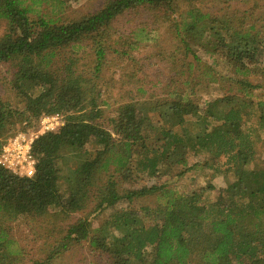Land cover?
Instances as JSON below:
<instances>
[{"label":"trees","instance_id":"trees-1","mask_svg":"<svg viewBox=\"0 0 264 264\" xmlns=\"http://www.w3.org/2000/svg\"><path fill=\"white\" fill-rule=\"evenodd\" d=\"M243 1L104 0L72 18L62 10L69 0H0V65L12 70L22 105L0 98V149L16 124L25 129L42 116H64L60 127L33 139L32 176L0 166V264H17L5 223L49 210L60 223L81 215L56 226L63 235L31 264H50L82 242L100 256L93 264H264V157L255 159L264 131V24L257 23L264 16L246 14ZM210 2L225 9L210 11ZM138 11L168 22L184 55L159 97L118 104L109 128L102 122L108 103L97 101L99 90L77 71L72 52L89 46L90 73H98L107 50L116 51L106 44L112 21ZM196 49L227 60L229 73L207 65ZM203 82L229 86L201 107ZM189 155L201 158L192 167L233 179L214 198L210 184L182 194L165 180L144 183L183 175ZM147 200L154 205H134Z\"/></svg>","mask_w":264,"mask_h":264},{"label":"rangeland","instance_id":"rangeland-1","mask_svg":"<svg viewBox=\"0 0 264 264\" xmlns=\"http://www.w3.org/2000/svg\"><path fill=\"white\" fill-rule=\"evenodd\" d=\"M103 2L104 0H69L67 7L64 6L62 10H64V16L78 18L97 10ZM239 6L245 10L246 14H252V18L264 16V0H244ZM186 7L183 6L181 9ZM209 8L210 11L216 13L219 8L225 9V4L210 2ZM55 11L57 13L56 9ZM133 13L123 14L112 21L107 32L110 40L106 44H111V48H115L116 51L107 50L108 53L98 73H90L92 52L89 51V46L81 49L76 47L75 51L72 52L73 56L77 58V71L90 75L95 89L99 90L97 101L105 100L108 103L102 116V122L106 126H109L107 119L115 114L114 109L118 104L131 100L130 97L133 98L132 100H142L149 96L159 97V88L164 84L163 81L169 80L174 65L178 64L184 55L174 35L167 30L168 22L162 19L159 22H154L149 14L142 11ZM217 13L219 14V12ZM257 23L260 27L262 23L264 24V19L261 21L257 19ZM3 29V23L0 22V35ZM259 36L264 39V27H261ZM196 55L207 65L215 64V70L229 73L231 69L228 66L229 62L220 56L212 57L201 49H196ZM191 59L192 57L188 54L185 60L187 62L191 61V65H193L194 62ZM11 72L12 70L8 65H0V98L9 102L12 106L21 108L22 105L17 103H20V100L11 87ZM206 85L203 82L198 87L201 90L197 89L196 96L200 99L199 105L201 107H203L206 100L219 96L229 86H220L218 90L215 87L216 85ZM139 88H142V90L139 91ZM163 88L165 89V87ZM56 122H58L57 129L63 124L64 116L58 114L57 119L49 118L47 120H44V116H42L33 121L32 124L34 125L32 127L25 129L23 127L24 123H21V125L18 123L16 124L17 127L19 126L17 132L28 134L38 132V134H41L45 131L44 126H56ZM256 140L258 141L255 159L256 161H262L264 157V131L259 132V138L257 137ZM200 160L201 158L197 156L189 155L187 167H190V169L186 170L183 175L177 176L172 172L171 175L166 177H152L144 183H161L165 180L169 187L175 188L182 194L191 193L210 184L212 185V189L209 190L210 198H214L218 190L224 188L233 179L232 175L230 173L213 175L212 169L201 168L200 166L192 167L195 162ZM73 162L74 158L69 164ZM142 204L154 205V202L147 200L134 203L135 207ZM108 213L109 210L97 216L93 220L94 226ZM79 215L81 213L76 212L75 215H71L72 218L70 217L60 223V220L53 214V210H49L47 214L40 217L24 215L19 216L14 221L6 222L9 236L13 239L14 247L18 250L15 253L17 256L16 263L31 264L33 260L44 258L54 240L64 233H61L64 227L58 231L56 226H60L64 222L67 224L68 221L74 219V216ZM99 259L100 256L92 251L85 242H82L70 245L60 256L51 260L50 264H93Z\"/></svg>","mask_w":264,"mask_h":264},{"label":"built area","instance_id":"built-area-1","mask_svg":"<svg viewBox=\"0 0 264 264\" xmlns=\"http://www.w3.org/2000/svg\"><path fill=\"white\" fill-rule=\"evenodd\" d=\"M55 115V116H54ZM58 114L45 115L44 120L49 118L57 119ZM56 126H44L46 130H55ZM38 135V132L25 133L17 132L6 139L0 149V166L18 176L30 177L35 171L36 159L31 152V143Z\"/></svg>","mask_w":264,"mask_h":264}]
</instances>
